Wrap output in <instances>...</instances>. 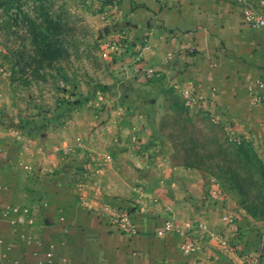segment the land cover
<instances>
[{
    "label": "rangeland",
    "instance_id": "rangeland-1",
    "mask_svg": "<svg viewBox=\"0 0 264 264\" xmlns=\"http://www.w3.org/2000/svg\"><path fill=\"white\" fill-rule=\"evenodd\" d=\"M169 1L0 0V126L97 202L203 180L213 207L264 224L257 144L165 81V59L150 63L149 25Z\"/></svg>",
    "mask_w": 264,
    "mask_h": 264
},
{
    "label": "crops",
    "instance_id": "crops-1",
    "mask_svg": "<svg viewBox=\"0 0 264 264\" xmlns=\"http://www.w3.org/2000/svg\"><path fill=\"white\" fill-rule=\"evenodd\" d=\"M180 2L170 0L149 25L150 63L165 59V81L194 90L264 155V88L256 85L264 84V28L247 26L230 0ZM255 6L264 14V0ZM1 126L0 210L14 211L0 217V264H246L258 255L264 264V224L213 207L203 180L184 179L183 190L175 182V191L171 182L161 199L132 194L124 230L116 207L129 192L114 190L118 203L91 199L73 180L51 175L38 146L16 143ZM167 222L174 228L161 234ZM188 239L196 251L186 256L180 246Z\"/></svg>",
    "mask_w": 264,
    "mask_h": 264
},
{
    "label": "built area",
    "instance_id": "built-area-1",
    "mask_svg": "<svg viewBox=\"0 0 264 264\" xmlns=\"http://www.w3.org/2000/svg\"><path fill=\"white\" fill-rule=\"evenodd\" d=\"M238 5L241 6L242 8V13L245 19V24L247 26L253 27V28H264V14L258 10V8L255 6V0H230ZM256 85L259 88H264V84L260 81L256 82ZM250 92H253L254 90V85L251 84L250 87ZM214 93H216V89L212 90ZM195 101L198 99L200 102L202 98L200 97H194ZM193 99V100H194ZM263 97L261 96H254L253 101L255 103H260L262 102ZM197 101V102H198ZM117 210H118V221L120 224V227L124 230H129V225H130V216L132 214L133 208L129 203H124L120 202L117 205ZM14 211L12 208L6 207L5 209L0 210V217H8L11 212ZM174 228L173 224L171 222H167L165 225V229L161 232V234L167 233L172 231ZM2 242H0L1 244ZM181 251L187 256L193 252L196 251V243L192 241L191 239H188L185 241L181 246H180ZM164 264H168V262H165ZM248 264H261L259 259L256 258L253 261H248Z\"/></svg>",
    "mask_w": 264,
    "mask_h": 264
}]
</instances>
